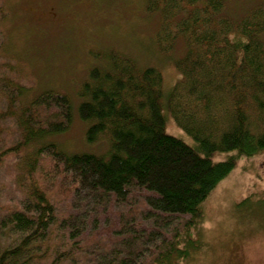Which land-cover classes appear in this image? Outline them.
<instances>
[{"label":"trees","instance_id":"16d2710c","mask_svg":"<svg viewBox=\"0 0 264 264\" xmlns=\"http://www.w3.org/2000/svg\"><path fill=\"white\" fill-rule=\"evenodd\" d=\"M227 1L145 0L161 15L162 50L186 41L176 60L181 78L167 90L158 67L107 52L77 106L86 141H106L105 150L68 152L52 139L73 121L67 93L45 89L29 102L12 151L44 141L32 152V171L43 170L27 198L0 215V234L10 240L0 245V264H187L206 199L239 157L264 152V0L236 16ZM4 84L12 103L24 94L14 81ZM168 115L194 145L166 132ZM217 152L233 154L215 162Z\"/></svg>","mask_w":264,"mask_h":264},{"label":"rangeland","instance_id":"374dc122","mask_svg":"<svg viewBox=\"0 0 264 264\" xmlns=\"http://www.w3.org/2000/svg\"><path fill=\"white\" fill-rule=\"evenodd\" d=\"M251 3L228 0L226 10L240 15ZM161 20L160 13L145 9V0H0V215L27 198L33 183L40 181L43 167L32 171V152L44 141L12 151L23 139L22 113L38 93L45 89L67 93L75 106L68 130L52 139L68 152H98L106 149L107 142L86 141L87 123L77 106L82 83L93 66L106 63L107 52L128 55L141 67H158L167 90L181 78L176 60L185 53L186 41L179 37L170 50H162L156 35ZM5 80L25 88L15 103ZM39 114L42 119L49 116L46 111ZM166 132L189 145L195 143L171 115ZM232 154L217 152L213 160L223 161ZM53 193L52 202L62 216L64 203ZM202 208L203 220L191 230L199 247L190 252L187 264H264V152L239 157ZM60 236L52 246L61 244ZM105 240V236L99 239ZM9 241L0 234V245ZM77 257L79 263L85 261V255Z\"/></svg>","mask_w":264,"mask_h":264}]
</instances>
